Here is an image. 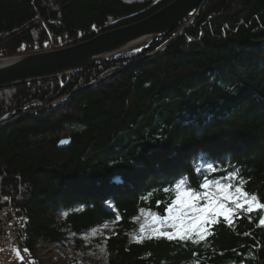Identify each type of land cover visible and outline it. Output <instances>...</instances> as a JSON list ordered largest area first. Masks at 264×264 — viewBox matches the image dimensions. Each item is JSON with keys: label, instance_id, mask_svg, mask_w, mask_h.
Returning a JSON list of instances; mask_svg holds the SVG:
<instances>
[{"label": "trees", "instance_id": "trees-1", "mask_svg": "<svg viewBox=\"0 0 264 264\" xmlns=\"http://www.w3.org/2000/svg\"><path fill=\"white\" fill-rule=\"evenodd\" d=\"M171 1L0 0V57L77 44ZM7 113L0 205L23 209L30 256L112 224L104 264H264L259 207L228 202L231 218L203 238L134 231L142 210L165 217L182 191L204 205L205 183L243 182L264 204V0H205L144 53L1 88Z\"/></svg>", "mask_w": 264, "mask_h": 264}, {"label": "water", "instance_id": "water-1", "mask_svg": "<svg viewBox=\"0 0 264 264\" xmlns=\"http://www.w3.org/2000/svg\"><path fill=\"white\" fill-rule=\"evenodd\" d=\"M203 2L205 0H173L140 21L104 31L77 44L0 57V89L68 79L84 69L122 58L131 50L144 53L178 26L191 21ZM13 114H5L0 122Z\"/></svg>", "mask_w": 264, "mask_h": 264}, {"label": "rangeland", "instance_id": "rangeland-1", "mask_svg": "<svg viewBox=\"0 0 264 264\" xmlns=\"http://www.w3.org/2000/svg\"><path fill=\"white\" fill-rule=\"evenodd\" d=\"M189 22V21H188ZM183 25V24H182ZM53 50V49H52ZM43 51H48L43 50ZM137 52V50H131L126 53V55L132 54ZM12 55H21L20 53L12 54ZM11 56V55H7ZM2 56V57H7ZM217 186H208L206 192H215L217 190ZM231 191V190H229ZM184 193H189L187 191H182L179 195L180 200L178 203L186 202L189 197L185 196ZM191 194V193H189ZM192 199H196L199 201V197L194 195L191 197ZM177 200V199H176ZM231 202V201H229ZM201 205V204H200ZM246 205V204H244ZM248 205V204H247ZM203 206V205H201ZM228 208V204L226 205ZM168 215V212L166 216ZM165 216V217H166ZM218 216L225 217L224 213L219 214ZM157 217L159 219H157ZM164 217H159L157 215L151 214L149 211H141L139 215L136 217L135 221V228L134 231L136 232L135 239H142L145 237H155V236H162L157 232H153L154 228H159L161 232H173L174 229L166 227L160 223ZM187 219H191V216L187 217ZM144 225L143 232L141 231V225ZM209 224L204 226L205 233L207 232V228ZM115 228L112 224H104L101 225L89 233L82 236V245H74L68 241H65L61 245L47 243L44 248H37L36 251L33 253V256H30V250L25 248L23 250L19 248H0V264H75L74 261H79L81 263L86 264H104V241L109 236L114 234ZM205 235V234H204ZM176 237H179L177 235ZM192 237H200L195 234V230H193ZM27 255L30 256L27 259Z\"/></svg>", "mask_w": 264, "mask_h": 264}, {"label": "snow or ice", "instance_id": "snow-or-ice-1", "mask_svg": "<svg viewBox=\"0 0 264 264\" xmlns=\"http://www.w3.org/2000/svg\"><path fill=\"white\" fill-rule=\"evenodd\" d=\"M205 189L208 188V184L203 185ZM229 188H234L233 191H229ZM189 199L186 202L178 203L180 200L173 201L167 208L168 215L160 220V223L166 225V227L174 229L173 232H161L159 228H154L153 232H157L160 235L166 236L168 239H173L179 235L180 239L192 238L193 230L195 234L203 238L205 234L204 226L209 223H215L219 214L224 213L225 219L231 218V212L233 209L228 208L226 205L229 201L234 205L235 209L243 207L244 204H248V209L251 211L255 207L264 209V204L257 202L255 194H250L243 191V182L240 186L221 185L215 192H206L200 198L206 200V203L201 206L199 201L192 199L195 194L184 193ZM143 211V210H142ZM191 216V219L187 217ZM157 219H159L157 217ZM261 224H264V218L260 220ZM141 231L144 230V225L141 226Z\"/></svg>", "mask_w": 264, "mask_h": 264}, {"label": "built area", "instance_id": "built-area-1", "mask_svg": "<svg viewBox=\"0 0 264 264\" xmlns=\"http://www.w3.org/2000/svg\"><path fill=\"white\" fill-rule=\"evenodd\" d=\"M47 50L55 49L52 43ZM37 49L41 47L36 46ZM23 209L14 204L0 205V248H19L23 246Z\"/></svg>", "mask_w": 264, "mask_h": 264}, {"label": "bare ground", "instance_id": "bare-ground-1", "mask_svg": "<svg viewBox=\"0 0 264 264\" xmlns=\"http://www.w3.org/2000/svg\"><path fill=\"white\" fill-rule=\"evenodd\" d=\"M23 246H24V249H25V245H26V242H27V231H26V223H27V217L26 215L23 213Z\"/></svg>", "mask_w": 264, "mask_h": 264}]
</instances>
